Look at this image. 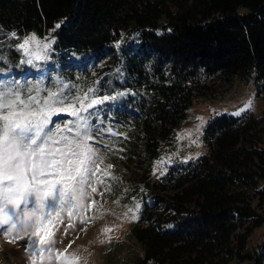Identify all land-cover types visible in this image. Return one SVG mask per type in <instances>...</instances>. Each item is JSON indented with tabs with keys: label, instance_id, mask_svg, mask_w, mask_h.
<instances>
[{
	"label": "trees",
	"instance_id": "16d2710c",
	"mask_svg": "<svg viewBox=\"0 0 264 264\" xmlns=\"http://www.w3.org/2000/svg\"><path fill=\"white\" fill-rule=\"evenodd\" d=\"M48 30L59 58L118 52L123 86L144 90L120 105L137 116L146 159L203 96L202 75L251 79L264 104V0H0V45L11 31ZM263 133L264 106L258 117L215 114L202 129L203 154L142 180L135 264H264V239L247 246L264 227Z\"/></svg>",
	"mask_w": 264,
	"mask_h": 264
},
{
	"label": "rangeland",
	"instance_id": "374dc122",
	"mask_svg": "<svg viewBox=\"0 0 264 264\" xmlns=\"http://www.w3.org/2000/svg\"><path fill=\"white\" fill-rule=\"evenodd\" d=\"M33 35L40 45L48 44L49 47L45 49L30 43L29 48L34 53L38 52L41 58L33 59L32 64L22 63L32 57L25 56L18 45ZM123 35L124 31H120V38L112 43L113 47L120 45ZM54 39L51 30L18 35L14 31L9 32L0 45V81H16L25 88L38 85L41 97H46L48 91L62 93L66 98L65 104L75 102L77 97L84 98L86 105L92 100L100 101L80 115L90 126L92 138L88 143L97 153L96 162L100 169L97 178L103 183L95 184V193L88 189L95 205L83 213L85 223L81 224L74 217V227L65 235L68 223L65 218L64 225L56 233V248L63 250L72 242L68 253L79 257V264H135L134 259L140 257L141 252L130 227L140 224L137 212L143 192L142 180L152 181L173 162L203 154L202 129L213 115L221 112L239 115L249 111L258 117L264 106L261 95L256 94L258 85L251 79L240 81L235 76L224 82L218 75H202L198 85L203 96L193 100L171 137L160 143L158 154L146 159L142 141L137 138L140 134L137 116L120 105L124 96L138 97L144 90L140 86H123L125 75L118 52L107 53L96 61H79L73 56L59 58L53 51ZM104 97L109 99L104 100ZM51 120L49 127L53 128L56 125L62 127L74 118L59 113ZM251 204L255 205L254 200ZM263 239L264 227H255L248 235L247 246L256 248ZM25 240L10 243L0 235V264H29ZM227 264L248 262L230 260Z\"/></svg>",
	"mask_w": 264,
	"mask_h": 264
},
{
	"label": "snow or ice",
	"instance_id": "6c2138e0",
	"mask_svg": "<svg viewBox=\"0 0 264 264\" xmlns=\"http://www.w3.org/2000/svg\"><path fill=\"white\" fill-rule=\"evenodd\" d=\"M30 43L49 47L34 35L24 39L18 48L32 58L22 63L41 58ZM40 91L38 85L0 81V235L10 243L26 238L29 264H79V257L68 253L72 242L56 248V233L65 218V235L74 217L86 222L83 213L95 205L88 189L95 193V184L103 183L97 178V153L88 143L90 126L80 115L100 101L86 105L77 97L65 104L62 93L48 91L41 97ZM59 113L74 120L50 128L51 117Z\"/></svg>",
	"mask_w": 264,
	"mask_h": 264
}]
</instances>
